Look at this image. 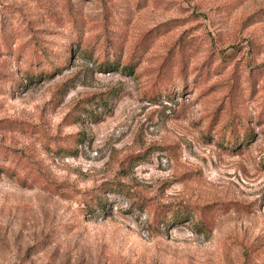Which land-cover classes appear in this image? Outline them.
<instances>
[{
	"label": "rangeland",
	"instance_id": "obj_1",
	"mask_svg": "<svg viewBox=\"0 0 264 264\" xmlns=\"http://www.w3.org/2000/svg\"><path fill=\"white\" fill-rule=\"evenodd\" d=\"M0 264H264V0H0Z\"/></svg>",
	"mask_w": 264,
	"mask_h": 264
},
{
	"label": "trees",
	"instance_id": "obj_2",
	"mask_svg": "<svg viewBox=\"0 0 264 264\" xmlns=\"http://www.w3.org/2000/svg\"><path fill=\"white\" fill-rule=\"evenodd\" d=\"M126 67H127V66H125V69H127ZM93 205H94V206H100V208H101V204H100L98 201H96V203H94Z\"/></svg>",
	"mask_w": 264,
	"mask_h": 264
}]
</instances>
